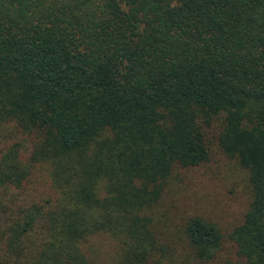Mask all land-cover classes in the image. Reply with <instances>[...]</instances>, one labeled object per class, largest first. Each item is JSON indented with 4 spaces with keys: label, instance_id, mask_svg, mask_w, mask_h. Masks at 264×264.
I'll use <instances>...</instances> for the list:
<instances>
[{
    "label": "trees",
    "instance_id": "trees-1",
    "mask_svg": "<svg viewBox=\"0 0 264 264\" xmlns=\"http://www.w3.org/2000/svg\"><path fill=\"white\" fill-rule=\"evenodd\" d=\"M1 139L0 264H95V233L121 264H217L226 239L264 264V0H0ZM215 149L248 209L187 217L178 248L163 195ZM37 170L52 196L24 202Z\"/></svg>",
    "mask_w": 264,
    "mask_h": 264
},
{
    "label": "rangeland",
    "instance_id": "rangeland-1",
    "mask_svg": "<svg viewBox=\"0 0 264 264\" xmlns=\"http://www.w3.org/2000/svg\"><path fill=\"white\" fill-rule=\"evenodd\" d=\"M3 143L1 139L0 146ZM38 170L19 191L24 202L43 201L52 196L47 181ZM166 190L160 210L167 221L158 229L163 232L165 241L175 243L178 248L179 228L187 217L200 216L227 234L242 222L250 200L246 172L216 149L207 163L175 171ZM81 247L95 264H121L120 244L104 233L92 234ZM235 261V246L226 239L217 264H235Z\"/></svg>",
    "mask_w": 264,
    "mask_h": 264
}]
</instances>
